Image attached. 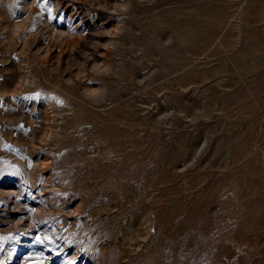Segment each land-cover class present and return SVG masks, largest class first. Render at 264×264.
<instances>
[{"label":"rangeland","instance_id":"1","mask_svg":"<svg viewBox=\"0 0 264 264\" xmlns=\"http://www.w3.org/2000/svg\"><path fill=\"white\" fill-rule=\"evenodd\" d=\"M0 264H264V0H0Z\"/></svg>","mask_w":264,"mask_h":264}]
</instances>
